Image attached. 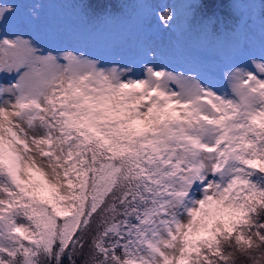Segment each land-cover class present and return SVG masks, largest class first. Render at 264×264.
Listing matches in <instances>:
<instances>
[{
    "label": "snow or ice",
    "instance_id": "obj_1",
    "mask_svg": "<svg viewBox=\"0 0 264 264\" xmlns=\"http://www.w3.org/2000/svg\"><path fill=\"white\" fill-rule=\"evenodd\" d=\"M183 7L229 38L219 75L45 47L37 5L0 3V264H264V3L258 52L252 17L219 15L241 5Z\"/></svg>",
    "mask_w": 264,
    "mask_h": 264
},
{
    "label": "rangeland",
    "instance_id": "obj_2",
    "mask_svg": "<svg viewBox=\"0 0 264 264\" xmlns=\"http://www.w3.org/2000/svg\"><path fill=\"white\" fill-rule=\"evenodd\" d=\"M5 2L13 0H0V3ZM14 2L20 6L21 15L29 20L27 6L33 4L38 6L39 19L31 21L29 30L45 47L80 49L105 62L114 61L118 64L131 65L138 63L142 46L150 44L156 50L158 63L167 65L169 70L175 69L185 74L190 71H199L203 74L211 66L219 75L224 63L232 58L233 47L228 37L207 39L193 31L188 35L184 34L187 26L184 19L186 9L183 5L194 0H133L134 11L129 15L132 25L126 31L115 29L116 24L110 19L105 23L106 27L92 29L91 23L83 24L78 16L72 14L75 9L70 0H14ZM116 3L120 8L127 7L123 0H116ZM140 3L168 5L174 8L176 20L172 29L163 30L154 18L145 21L143 18L145 10L138 7ZM229 3L241 5L239 8L231 9V12L255 20V51L258 52L260 18L258 0H228ZM179 39L185 42H179Z\"/></svg>",
    "mask_w": 264,
    "mask_h": 264
},
{
    "label": "trees",
    "instance_id": "obj_3",
    "mask_svg": "<svg viewBox=\"0 0 264 264\" xmlns=\"http://www.w3.org/2000/svg\"><path fill=\"white\" fill-rule=\"evenodd\" d=\"M123 2L127 5V7L120 8V6H117L116 0H70V4L72 3V6L75 9L72 11V14L78 16V19L83 22V24H86L87 22L93 24H90L92 29H95L96 27H106L105 23L110 19L111 22H115L114 24H116L117 27L115 29L126 31L132 25L129 15H131V12L134 11L133 6L135 2H133V0H123ZM258 2L259 4L264 3V0H258ZM220 3L222 5H227L228 0H220ZM82 5H87V9L82 8ZM218 12L223 18L224 23L227 21L229 22L231 19V9L227 7H220ZM105 13H107V15ZM258 15L260 16L259 7ZM191 32L192 31L187 28L184 34L188 35ZM179 42L185 41L179 39Z\"/></svg>",
    "mask_w": 264,
    "mask_h": 264
}]
</instances>
